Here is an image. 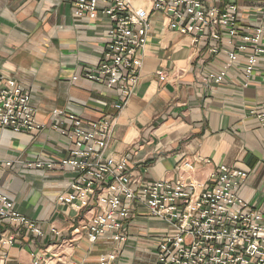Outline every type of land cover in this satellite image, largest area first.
Returning a JSON list of instances; mask_svg holds the SVG:
<instances>
[{
    "label": "crops",
    "instance_id": "0c3cea01",
    "mask_svg": "<svg viewBox=\"0 0 264 264\" xmlns=\"http://www.w3.org/2000/svg\"><path fill=\"white\" fill-rule=\"evenodd\" d=\"M132 4L149 9L151 0ZM150 20L139 83L117 112L118 91L85 76L99 65L109 41L112 24L106 16H77L71 0H0V76L31 94L36 119L44 125L32 133L0 129V193L44 231L37 236L17 223L3 224L0 237H13V244L0 243V264H100L101 256L113 252L114 264H156L157 241L170 231L137 208L126 223L125 241H115L111 232L95 241L86 231L71 234L98 211H77L58 201L72 192L77 173L59 165L27 166L39 160L57 164L69 151L68 137L52 127L54 110L64 129L72 127L71 114L84 125L113 115L106 153L125 156L141 183L183 180L207 186L226 165L248 173L238 193L253 208L264 209V127L253 113L264 106V63L249 77L250 52L228 64L225 54L200 52L192 37L171 29L163 12L152 13ZM227 64L222 82L208 78Z\"/></svg>",
    "mask_w": 264,
    "mask_h": 264
},
{
    "label": "built area",
    "instance_id": "2783aa9c",
    "mask_svg": "<svg viewBox=\"0 0 264 264\" xmlns=\"http://www.w3.org/2000/svg\"><path fill=\"white\" fill-rule=\"evenodd\" d=\"M71 1L77 16L94 19L104 15L112 24L101 62L85 76L118 91L117 112L126 106L139 83L152 13L166 14L171 29L192 37L200 52L225 54L228 64L234 63L238 54L250 52L246 64L249 77L264 63V0H151L149 9L135 7L132 0ZM228 64L208 78L222 82L228 75ZM158 74L164 81L163 72ZM31 101V94L14 79L0 76V129L16 133L42 130L44 125L37 121ZM253 113L264 127V106ZM60 116L54 110L52 127L68 137L67 155L57 164L39 160L27 166L52 169L59 165L77 173L72 192L59 195L58 201L77 211H98L75 225L72 235L86 231L95 241L111 232L115 241H125L126 223L134 218L137 208H142L170 227L157 241L156 264H264V209L253 208L238 193L248 177L246 171L221 165L207 186L183 180L141 183L129 172L125 156L106 153L113 115L84 125L71 114L69 129L59 126ZM186 166L193 168L191 163ZM5 223H17L37 236L44 235L38 223L21 214L12 200L0 193V229ZM0 243L11 245L13 237L1 236ZM116 259L113 252L99 261L114 264Z\"/></svg>",
    "mask_w": 264,
    "mask_h": 264
}]
</instances>
